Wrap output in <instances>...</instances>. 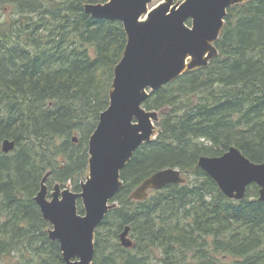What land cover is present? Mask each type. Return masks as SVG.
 I'll use <instances>...</instances> for the list:
<instances>
[{"label": "trees", "instance_id": "16d2710c", "mask_svg": "<svg viewBox=\"0 0 264 264\" xmlns=\"http://www.w3.org/2000/svg\"><path fill=\"white\" fill-rule=\"evenodd\" d=\"M106 1L0 0L2 264H65L35 196L46 173L52 189L57 183L82 189L90 137L110 104L128 41L121 21L85 10ZM215 45L206 66L145 101L159 111L157 136L121 171L124 186L111 200L118 206L96 229L94 264H264L259 186L231 199L198 165L200 156L232 145L252 161L264 160V0L229 7ZM5 139L16 142L12 152H3ZM168 167L179 168L186 182L130 199L144 179ZM127 225L131 248L120 242Z\"/></svg>", "mask_w": 264, "mask_h": 264}, {"label": "water", "instance_id": "95a60500", "mask_svg": "<svg viewBox=\"0 0 264 264\" xmlns=\"http://www.w3.org/2000/svg\"><path fill=\"white\" fill-rule=\"evenodd\" d=\"M152 1L108 0L85 5L86 12L95 18L121 21L128 42L115 67L110 104L90 138L88 175L82 190L75 192L57 184L49 198L46 174L35 196L43 217L51 224V239L60 243L65 264H94L95 232L112 208L111 199L124 186L121 171L134 152L156 134L154 122L159 113L143 106L150 92L188 70L206 66L217 53L215 42L228 8L243 0H163L150 8ZM15 147L14 140L2 143L6 153ZM198 165L227 197L241 200L248 186L256 183L259 200L264 201V160L252 161L232 145L221 155L200 156ZM185 181L179 168H165L143 180L130 199L144 200L151 190ZM79 198L84 214L78 211ZM130 230L127 225L120 233L126 248L134 246Z\"/></svg>", "mask_w": 264, "mask_h": 264}, {"label": "rangeland", "instance_id": "374dc122", "mask_svg": "<svg viewBox=\"0 0 264 264\" xmlns=\"http://www.w3.org/2000/svg\"><path fill=\"white\" fill-rule=\"evenodd\" d=\"M160 1H162V0H153L151 3H150V7H152V6H154L155 4H157V3H159ZM176 1H178V0H176ZM3 14V12H2V10H0V15H2ZM156 137V135H154V138ZM86 175H88V171H87V173H86ZM86 179V178H85ZM71 186V185H70ZM52 188L51 187H49V198H51L52 197ZM81 205L83 206V208H84V204H83V202H82V200H81ZM118 206V203L117 202H115V203H112V208H114V207H117ZM85 209V208H84ZM0 263L2 264V261L0 260Z\"/></svg>", "mask_w": 264, "mask_h": 264}]
</instances>
